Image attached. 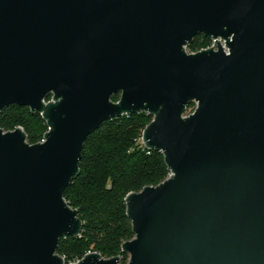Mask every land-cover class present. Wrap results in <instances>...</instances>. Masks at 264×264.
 Wrapping results in <instances>:
<instances>
[{
    "label": "water",
    "instance_id": "1",
    "mask_svg": "<svg viewBox=\"0 0 264 264\" xmlns=\"http://www.w3.org/2000/svg\"><path fill=\"white\" fill-rule=\"evenodd\" d=\"M194 37L214 45L187 53ZM10 105L48 130L29 145L0 129V264H65L59 240L82 223L63 194L83 144L140 112L170 176L125 198L127 264H264V0H0Z\"/></svg>",
    "mask_w": 264,
    "mask_h": 264
},
{
    "label": "trees",
    "instance_id": "2",
    "mask_svg": "<svg viewBox=\"0 0 264 264\" xmlns=\"http://www.w3.org/2000/svg\"><path fill=\"white\" fill-rule=\"evenodd\" d=\"M210 45L209 39L194 37L186 52L196 53ZM118 99L119 94L112 96L114 102ZM194 108V103L188 104L185 115ZM151 120L152 116L144 112L112 118L101 123L85 140L78 175L63 194L82 223L79 235L59 240L56 253L65 264L75 263L90 252L102 259L117 257L118 264L128 263L129 256L121 247L134 234L125 198L145 187L159 185L170 174L162 153L148 150L141 143L142 131ZM16 128L22 129L29 145L40 143L48 130L40 114L10 105L0 112V129L12 132Z\"/></svg>",
    "mask_w": 264,
    "mask_h": 264
},
{
    "label": "built area",
    "instance_id": "3",
    "mask_svg": "<svg viewBox=\"0 0 264 264\" xmlns=\"http://www.w3.org/2000/svg\"><path fill=\"white\" fill-rule=\"evenodd\" d=\"M220 43H221V46L223 47L224 51L227 53L228 52V49L225 47L224 42L223 41H220ZM213 45H214V41H211V45L208 48H211ZM208 48H206V49H208ZM41 142H43V140ZM169 176H170V174H169Z\"/></svg>",
    "mask_w": 264,
    "mask_h": 264
}]
</instances>
